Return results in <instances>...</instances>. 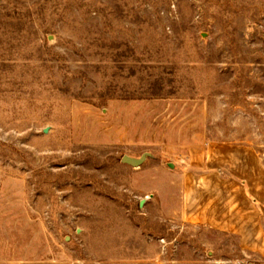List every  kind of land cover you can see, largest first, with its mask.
Segmentation results:
<instances>
[{"label":"rangeland","instance_id":"obj_1","mask_svg":"<svg viewBox=\"0 0 264 264\" xmlns=\"http://www.w3.org/2000/svg\"><path fill=\"white\" fill-rule=\"evenodd\" d=\"M219 143L264 162V0H0V259L264 264L189 219Z\"/></svg>","mask_w":264,"mask_h":264},{"label":"crops","instance_id":"obj_2","mask_svg":"<svg viewBox=\"0 0 264 264\" xmlns=\"http://www.w3.org/2000/svg\"><path fill=\"white\" fill-rule=\"evenodd\" d=\"M212 149L213 165L205 162L212 169L199 175L198 189L186 202L189 208H196L189 219L237 234L242 246L257 252L264 262V162L252 146L219 143ZM212 177L215 184L207 182ZM0 264L71 262L56 258L17 257L0 259Z\"/></svg>","mask_w":264,"mask_h":264},{"label":"water","instance_id":"obj_3","mask_svg":"<svg viewBox=\"0 0 264 264\" xmlns=\"http://www.w3.org/2000/svg\"><path fill=\"white\" fill-rule=\"evenodd\" d=\"M149 156H152L151 152H144L140 157H133L131 155L125 154L122 157V162L137 167L140 166Z\"/></svg>","mask_w":264,"mask_h":264}]
</instances>
